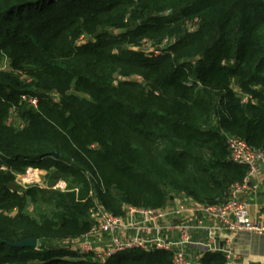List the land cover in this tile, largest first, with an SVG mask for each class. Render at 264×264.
Listing matches in <instances>:
<instances>
[{"label":"trees","instance_id":"trees-1","mask_svg":"<svg viewBox=\"0 0 264 264\" xmlns=\"http://www.w3.org/2000/svg\"><path fill=\"white\" fill-rule=\"evenodd\" d=\"M144 40L171 44L156 55ZM4 62L0 264H174L157 250L101 262L62 243L92 229L96 201L116 217L181 195L221 205L248 174L229 138L264 153V0H0ZM27 168L52 173L51 189L21 188ZM30 239L37 249L10 245Z\"/></svg>","mask_w":264,"mask_h":264},{"label":"built area","instance_id":"built-area-1","mask_svg":"<svg viewBox=\"0 0 264 264\" xmlns=\"http://www.w3.org/2000/svg\"><path fill=\"white\" fill-rule=\"evenodd\" d=\"M164 43H168V40ZM7 64V62L0 64V69L5 70ZM54 100L58 102L59 96H55ZM244 102H248L247 97L244 98ZM29 103L37 105L36 99L29 100ZM228 147L232 162L247 166L248 174L242 182L232 185L225 203L205 206L181 195L173 198L164 209L128 206L124 217H116L96 201L89 214L94 225L85 236L70 244L73 251L83 252L84 255L94 254L97 260L105 262L118 253L157 250L173 253L174 264H201V258L193 261L188 257L187 248L193 247L205 253H223L226 264H235L236 254L219 246L215 229L208 230L206 238L200 237L195 240L192 233H200L204 228L200 223L197 226L189 225L193 215L203 212L217 222L218 226H224L222 228L233 236L242 233L264 235V223L251 217L248 206L242 198L249 188L250 178L264 167V153L252 149L245 141L237 138H229ZM1 170L5 171L6 168L3 167ZM174 220L179 222L173 230L178 232L177 238L169 234L171 228H174L172 225ZM167 221L170 225L165 224ZM129 231L132 232L130 235L127 234Z\"/></svg>","mask_w":264,"mask_h":264},{"label":"crops","instance_id":"crops-1","mask_svg":"<svg viewBox=\"0 0 264 264\" xmlns=\"http://www.w3.org/2000/svg\"><path fill=\"white\" fill-rule=\"evenodd\" d=\"M242 198L248 206L251 217L264 223V167H261L257 174L250 178L249 188L242 195ZM199 223L204 229L200 233H192L195 240L200 237L206 238L208 230L215 229L219 246L223 249L232 250L236 254L235 264H264V235L242 233L233 236L222 228L224 226H218L217 222L203 212L193 215L189 225L197 226ZM165 224L170 225L168 221ZM178 224L179 222L174 220L172 224L174 228H171L172 231L169 233L174 238L178 237V232L173 231ZM130 233L132 232H127L128 235ZM187 254L191 260L197 261L198 258L204 256L205 251L188 247Z\"/></svg>","mask_w":264,"mask_h":264},{"label":"rangeland","instance_id":"rangeland-1","mask_svg":"<svg viewBox=\"0 0 264 264\" xmlns=\"http://www.w3.org/2000/svg\"><path fill=\"white\" fill-rule=\"evenodd\" d=\"M166 15H169V13H167ZM115 34H121V32L117 31ZM170 44H171V41H169V40H168V43H163L161 45H158V44L155 45V44H152L151 42H148L146 40H144L142 42V46L146 50H148V51L151 50L156 55H161L162 52H164L169 47ZM134 49H137V48H134ZM10 124H15L18 126L24 125L22 120L19 119L16 114H13V116L11 117ZM1 168H3V167L2 166L0 167V172H2ZM6 171H7V169H6ZM15 176H16V183L23 189L35 188V187H38V188L43 189V190H48V191L51 189L52 173H49L46 170L40 171V170H35L33 168H27V170L24 173H17ZM54 189L66 191L67 190V183L64 181H60ZM41 210L47 212L50 216H52L51 206L42 205V204H39L38 206H36V205L31 203L28 205V208H27V212L32 214L33 216H36L37 214H39V212ZM11 214L15 215L16 211L11 213ZM78 239H80V238L66 239L62 243L63 244L62 246L64 248H67L71 252H74L72 249V245H70V244L73 241L76 242ZM74 253H76L79 256H86L83 254V252H79V253L74 252ZM90 255H94V254H90Z\"/></svg>","mask_w":264,"mask_h":264},{"label":"water","instance_id":"water-1","mask_svg":"<svg viewBox=\"0 0 264 264\" xmlns=\"http://www.w3.org/2000/svg\"><path fill=\"white\" fill-rule=\"evenodd\" d=\"M10 245L12 247H15V248H33V249H37L38 241L35 240V239H30V240H26L24 242L14 243V244H10Z\"/></svg>","mask_w":264,"mask_h":264}]
</instances>
